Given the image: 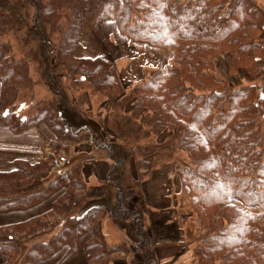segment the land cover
Instances as JSON below:
<instances>
[{
  "label": "trees",
  "instance_id": "16d2710c",
  "mask_svg": "<svg viewBox=\"0 0 264 264\" xmlns=\"http://www.w3.org/2000/svg\"><path fill=\"white\" fill-rule=\"evenodd\" d=\"M12 1L0 0V35L16 29ZM25 1L35 9L42 30L46 27L55 35L57 57L68 67L74 88L100 90L96 92L104 93L110 112H126L132 103L131 114L140 121V131L146 129L150 135L147 143L134 148L138 192L141 181L157 165L175 163L181 185L180 211L192 219V228L198 226L195 232L188 228L191 240L197 238L196 264H264V81L234 85L218 67L219 58L228 55L232 76L260 74L264 5L256 0ZM87 19L115 21L120 33L134 43L172 49L167 72L126 89L115 62L79 55ZM51 77L53 96L35 114L22 118L14 108L28 94L29 63L16 58L12 45L0 38V124L22 132L43 122L55 136L54 154L36 162L17 159L13 169L0 171V211L37 205L65 188L49 211L0 226L2 264H36L62 249L58 264H63L80 249L89 230L93 237L84 244L88 261L109 264V257L126 246L108 244L103 230L107 217L132 221L143 264H158L150 249L142 205L134 201L130 186L116 182L110 207L86 208L91 190L84 165L64 153L83 134L94 137L92 122L74 126L69 121L64 97L57 94V77ZM105 119L96 121L108 126ZM100 139L103 146L99 149L105 147L114 160L110 141ZM161 154L165 159L159 162ZM60 160L66 161V169L44 181L45 173H51ZM116 167L114 161L109 179ZM58 215L66 219L59 222ZM57 224L52 236L32 241ZM137 261L133 259V264Z\"/></svg>",
  "mask_w": 264,
  "mask_h": 264
},
{
  "label": "crops",
  "instance_id": "0c3cea01",
  "mask_svg": "<svg viewBox=\"0 0 264 264\" xmlns=\"http://www.w3.org/2000/svg\"><path fill=\"white\" fill-rule=\"evenodd\" d=\"M259 1L264 5V0ZM112 22L114 21L107 20L94 23L91 19H87L82 31L79 55L102 57L115 62L119 69L120 79L126 89L150 76L167 72L172 63V49L134 43L120 33L116 22ZM105 32L106 35H104ZM109 34L110 37L113 35L116 41H105L104 36L107 38ZM262 37L264 38V32ZM135 54L137 57H134ZM105 103L107 102L101 103L99 107L105 109ZM88 108L89 111L90 107ZM88 111L79 119L83 118L81 121L72 124L79 126L90 122L93 116ZM99 126L104 127V124H99ZM100 133V137L102 136L108 142L110 136L104 132L103 128H101ZM93 134V138L90 134L91 138L89 136L83 138L84 141L88 142L87 146L82 145L81 148L75 146L77 152L73 158L78 160L81 155L84 157V175L91 190L88 198L91 201L90 206L88 203L86 208L95 205L110 207L114 202L116 191V187L115 189L111 187L112 185L110 186L111 183L108 181L111 170L110 159L108 160V155L105 154L107 156L105 159L91 158L90 161L88 160V156L96 151L93 149L94 147L88 148V146H92L93 139L98 140L99 137L95 129H93ZM54 138V133L43 122L39 126H31L22 132H15L9 126L0 124V171L13 169L17 159L30 162L44 159L48 153H53V142L50 143V141H54ZM63 162L66 163L65 160ZM173 163V161H166L157 165L151 175L141 181L140 191L136 197L134 195L133 199L142 205L146 227L151 239L150 249L156 255L158 264H194L192 262L193 248L190 233L182 224L186 223V218L179 212L180 203L178 201L180 199L178 198L181 193V185L177 177L176 165ZM65 169L66 167L45 174L44 181L51 179ZM43 185L45 182L40 184L38 189H41ZM106 188L109 190L105 193ZM64 191L65 188L59 189L46 200L34 206L0 211V226L21 222L49 211L53 203L64 194ZM102 192L105 194L102 195ZM65 216L58 215V221L63 222L66 219ZM52 229L47 230L42 236L49 238L51 234L57 231L58 227ZM103 230L109 245L126 242L125 244L129 246V250H122L111 255L109 264H133L135 258L138 259L137 264H143L142 258L135 249L137 236L130 220H114L107 217ZM91 237H93V233L89 230L83 235L80 249L63 264H93L88 261V254L84 248L85 242ZM63 254L64 250L62 249L36 264H58ZM4 260L5 256L0 254V264Z\"/></svg>",
  "mask_w": 264,
  "mask_h": 264
},
{
  "label": "rangeland",
  "instance_id": "374dc122",
  "mask_svg": "<svg viewBox=\"0 0 264 264\" xmlns=\"http://www.w3.org/2000/svg\"><path fill=\"white\" fill-rule=\"evenodd\" d=\"M256 1L260 2L259 0ZM12 6L13 9L15 10L18 19L16 29L11 33L0 35V38L7 40L12 45V51L16 58L25 59L28 61L32 76V82L31 85L28 87L27 96L24 98V100L20 101L14 109L16 110V112H18L21 115L22 118H27L29 115L32 116L33 114H35L36 109L38 107H41L40 105L42 103L46 102L48 98H51L53 96L51 75H56L57 79L55 80L57 81V85L55 86L56 88H58L57 94L58 95L62 94L64 97L65 112L67 114V118L71 123L81 121L83 118L81 120L79 119L83 117L85 114H87V111L89 109L88 107H90L88 113L92 115L93 118L90 121L92 123H89V121L88 123L90 124V127L92 129L96 130L97 135L99 137L98 140L92 143V146L91 145L88 146V148L94 147L93 149L96 150L94 154L91 153L88 156L89 158L88 160L90 161L91 158L99 159V160L105 159L107 158L105 154L107 155L109 154V151L107 149H104L105 147L99 149L100 145H102L101 142L102 139H100V134H101L100 131L101 128L104 127H100L97 121L93 120L95 119L99 121L100 119L102 120L106 117L107 123H109L108 126L110 130V134H109L110 138L108 140V142L109 141L110 142L108 144L109 145L108 147H110L109 150L112 152L113 155L111 156L114 157V160L110 159L109 155L107 159L108 160L110 159L109 163L111 167L114 161L116 162L117 165L115 171L112 173L113 178H110L108 180L111 183L109 185L110 186L112 185L111 187H114V189L116 182L121 183L124 186L125 185L130 186L135 191V197H136V195L139 192L137 189L138 186L136 185L134 179H139L140 176L138 171V156H136L134 148L135 145H138L137 143H143V144L147 143L146 141L149 140L150 135H148L146 129H142L140 131V124H139L140 121L136 120L131 114L133 107L132 103L128 104L127 106L128 110L126 112H122V113L110 112L109 102L105 103L104 105L105 109L99 107L101 103L107 100L103 92L102 94L96 92L100 90L93 89V86L89 88H80V89L74 88L72 86V83L70 82L68 67L64 63H62L57 57V41L55 35L50 33L49 30L47 31L46 29L48 28L46 27H44L46 31L42 30V25H39L36 21L35 9L32 7V5H30L28 1L13 0ZM112 23H115V21ZM104 35H106V32L104 33ZM262 35L263 33L261 34V37ZM114 39L115 37L113 35H111L110 37V34L107 36V38L104 36L105 41H116ZM134 57H137V55L135 54ZM227 57L228 55L219 58L218 60L219 72L226 79L230 80L234 85L249 84L251 82H255L261 85L263 83L264 61L261 62L260 65V70H259L260 74L255 78L248 76L246 73H242V74L240 73V74H236L235 76H232L227 69V64H226ZM85 97L87 98V100ZM97 107H99V110H97ZM108 126H105V128H108ZM86 136L88 137L89 134L88 133L83 134L81 139L78 142L74 143L71 150L65 152L64 155L68 157L69 156L73 157L77 152L75 151L76 145L80 148L82 147V145L87 146L88 142L86 140L84 141L83 139ZM51 142H53V145L51 144L53 147V153L51 154H54L55 141H50V143ZM96 146L97 148H95ZM51 154L48 153V155ZM159 156H161L159 162H162V160L165 159V156L164 154H161ZM81 157H82L81 164L84 165L85 161L82 155L78 157L77 161H80ZM184 157L185 155L182 156V158ZM173 164L175 165V163ZM65 167H66V163L63 162V160H60L59 165L57 167L55 166L53 170H60V168L63 169ZM45 174L48 173L46 172ZM108 190L109 189L106 188L104 192L106 193ZM104 192H102V195L105 194ZM75 194L80 195L79 192H76ZM128 195H131V192H129ZM180 198L181 196H179L178 199ZM134 201L137 202V200ZM179 212L181 213L180 209ZM56 220H58V217H56ZM182 224L186 227L187 231L189 225H190V229L193 226L192 219H188V217L186 218V223L185 224L182 223ZM58 226L59 225L54 226L53 229H56ZM192 229L195 232L198 229V226L195 225L194 228ZM135 233H136V229H135ZM42 235H44V233L41 234L40 236H36L34 239H32V241L44 238ZM196 239L197 238L195 239L192 238L191 241L193 252L194 249L196 248L195 246ZM136 240L138 242V238ZM125 243L121 245L126 246V250H129L128 244ZM193 255L194 256L192 258V262L196 264L195 254Z\"/></svg>",
  "mask_w": 264,
  "mask_h": 264
}]
</instances>
